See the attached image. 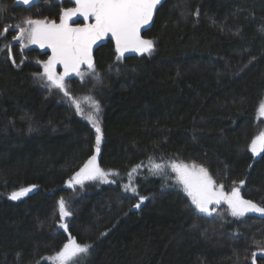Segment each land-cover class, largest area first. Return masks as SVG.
Segmentation results:
<instances>
[{"label":"trees","instance_id":"obj_1","mask_svg":"<svg viewBox=\"0 0 264 264\" xmlns=\"http://www.w3.org/2000/svg\"><path fill=\"white\" fill-rule=\"evenodd\" d=\"M71 7L0 0V264H51L69 234L92 245L79 264H264V218L233 217L225 205L221 217L202 214L170 167L152 172L153 163L202 165L227 192L238 186L264 207V152L250 150L264 132V0H166L144 34L150 55L119 60L113 42L101 46V79L84 89L101 109L98 154L92 123L36 87L31 60L48 54H24L14 39L25 18L59 22ZM92 155L118 175L70 187ZM141 162L137 195L125 185ZM139 196L147 199L136 208ZM61 198L72 212L63 219Z\"/></svg>","mask_w":264,"mask_h":264},{"label":"snow or ice","instance_id":"obj_2","mask_svg":"<svg viewBox=\"0 0 264 264\" xmlns=\"http://www.w3.org/2000/svg\"><path fill=\"white\" fill-rule=\"evenodd\" d=\"M19 2L32 6L35 4V0H19ZM74 2L77 7L64 10L60 23H56L54 20L49 22L31 17L25 18L21 25L15 26L19 34L14 39L25 40L30 44H37L41 48L51 49L52 55L43 65V76L51 82V86L61 90L66 97H69L76 111L92 123L97 133L96 153L98 154L102 139L98 119L100 105L92 96L73 98L65 85V77L70 73H76L83 77V73L80 72L82 65H86L92 73H95L92 57L93 45L109 35L115 38L116 51L119 53L118 59L129 51L150 55L155 48L154 42L142 38L141 29L151 22L161 0H74ZM77 15L82 16L84 20L94 18V23L73 27L70 21ZM25 24L28 27H24ZM8 30L7 27L3 29L5 33ZM58 64L63 66L62 75H58L55 71ZM115 71H119V69H115ZM100 79L97 77V80ZM82 100L90 103V112L85 113L84 108L81 107ZM258 116L264 117V104H260ZM250 148L251 152L256 155L264 152V132L252 141ZM149 162H152L151 157ZM142 166L143 162L135 165L128 173L129 184L125 185V191L130 190L133 194L138 195L137 187L132 184V178L133 174L137 173V170ZM166 167H170L176 174L178 184L183 186L184 191L191 198V203L200 213L212 216L216 209L211 206H218L224 202L233 217H243L248 213L264 215V207L244 199L240 187H232L230 192H226L224 185H217L208 169L202 165L183 162H171L170 165L153 163L152 172L153 174H163ZM109 175H118V173L105 171L100 167L97 155H92L67 183L70 187L75 185L82 187L85 181L100 180L107 183ZM243 183L244 181H240L241 185ZM29 191L31 188H22L12 192L10 199L18 200ZM146 199L145 196H139V203L134 207L139 208ZM58 214L62 219L72 215L64 198L58 201ZM59 227L67 231L69 225L61 223ZM91 248L92 245L81 243L69 234L67 242L63 244L61 250L51 257V264H79L83 257L90 253Z\"/></svg>","mask_w":264,"mask_h":264},{"label":"rangeland","instance_id":"obj_3","mask_svg":"<svg viewBox=\"0 0 264 264\" xmlns=\"http://www.w3.org/2000/svg\"><path fill=\"white\" fill-rule=\"evenodd\" d=\"M59 1H60V0H59ZM23 26H24V27H28V25H26V24L23 25ZM16 42H17L18 44L21 45V48H22L24 54H25V52H27L28 50H32V49H34V44H30V43H28V42L25 41V40H19V41L16 40ZM146 55H149V54L146 53ZM146 55L143 56V57H146ZM47 60H48V57H47V59H45V60H41V59H39V58H33V59L31 60V62H32L33 64H35V66H36V68H37V72L35 73V75H34V79H33V80H34V83H35V85H36V87H37L39 90H41L42 92H45V93H46L51 99L56 100V101L67 102L68 104L74 106V105L70 102L69 97H66V96L64 95V93H63L61 90H59V89H57V88L51 86V82H49V81L46 79V77L43 76V71H44L43 65H44V63H45ZM119 60H120V58H119ZM55 71H56V73H57L58 75H62V70H57V69H55ZM80 72L83 73V77H81L80 75H77L74 79H72V80H78V81L80 82V85H79V86H72V85L70 84V80H68V79L65 78V85H66V87H67V89H68L70 95H71L73 98H77V99H80V98L86 96V92L84 91V89H85L86 87H87V88H90V85H91L92 83L94 84L95 82H97V77L99 76V75L97 74V70H96L95 73H92V71H91L90 69H88V68H85V69H83V70L80 71ZM84 103H85V101L82 100L81 104H84ZM250 150H251V148H250ZM251 153H252V152H251ZM262 154H263V152L260 153L259 155H256V154H253V153H252V155L254 156L255 159L260 158ZM187 164H188V163H187ZM180 187H181L180 189H181L182 193H183V194L185 195V197L191 202V198H190V197L187 195V193L184 191L183 186L181 185ZM28 188H31V191H29L26 195L22 196L20 199H18V200H14V201H20V200H22L23 198L27 197L28 195L32 194V192L34 191V188H32V187H28ZM225 206H227L226 203H225ZM227 207H228V206H227ZM215 209H216V208H215ZM229 211H230V209H229ZM229 213H230V212H229ZM202 214H204V213H202ZM205 215H206V214H205ZM212 216L221 217L222 215H221V213H220L219 211H217V209H216L215 212H213ZM262 253H263V255H264V252H262ZM262 253H258V255H259V254H262Z\"/></svg>","mask_w":264,"mask_h":264},{"label":"water","instance_id":"obj_4","mask_svg":"<svg viewBox=\"0 0 264 264\" xmlns=\"http://www.w3.org/2000/svg\"><path fill=\"white\" fill-rule=\"evenodd\" d=\"M60 1H69V2H71V3L73 4V7H71V8H75V7H77V5L75 4L74 0H60ZM165 1H166V0H161L160 4L157 5V8H156V10H155V12H154V14H153V18H152L151 22H150L148 25H146L144 28L141 29V36H142V38L147 39V38L144 36V34H145L146 31H148V30L153 26L154 21H155V18H156V15H157V12H158L159 8L163 5V3H165ZM16 2H17L18 5H21V6H25V7H30V6H32V5H25V4L21 3V2H19V0H16ZM38 2H40V0H35V4H37ZM35 4H34V5H35ZM62 16H63V14H62ZM61 18H62V17H61ZM60 21H61V19H60ZM60 21H59V22H56V23H60ZM85 23H94V18H89L88 20H84V18H83L82 16L77 15V16L73 17V19L70 21V24H71L73 27H75V26H83ZM109 41L113 42V44H114V46H115V52H116V54L119 56V53L116 51L115 38H114V37H111V36L109 35V36H107V37H105V38H103V39L97 41V43H96L95 45H93V49H92V57H93L94 64H95V53H96V51H97L101 46L107 44ZM34 49L37 50V51H39V52H41L42 54H48V59H49V58L51 57V55H52V52H51V49H50V48H47V47H45V48H41L39 45L34 44ZM145 55H146V53H145V54H140V53H137V52L129 51V52H126L122 58H123V59H125V58H129V57H137V58H141V57H143V56H145ZM85 68H87V66H86V65H82L80 71H82V70L85 69ZM55 69H57V70H62V74H63V71H64V70H63V66H62V65H59V64L56 65V68H55ZM76 76H77L76 73H70V74H69L67 77H65V78L68 79V80H72V79H74ZM97 158H98V162H99V161H100V155H97ZM34 191H35V189H34ZM225 191H226V190H225ZM226 192H227V191H226ZM224 205H225V203L222 202V203H221L220 205H218V206H217V205H213V206H211V207H214V208L217 209V208H222ZM248 214H249V215H253V216H258V217L264 218V215H261V214H259V213H248Z\"/></svg>","mask_w":264,"mask_h":264}]
</instances>
